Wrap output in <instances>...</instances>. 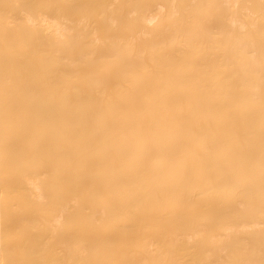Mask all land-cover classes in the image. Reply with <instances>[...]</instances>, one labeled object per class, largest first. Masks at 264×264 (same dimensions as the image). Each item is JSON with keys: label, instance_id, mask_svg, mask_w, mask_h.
Segmentation results:
<instances>
[{"label": "bare ground", "instance_id": "obj_1", "mask_svg": "<svg viewBox=\"0 0 264 264\" xmlns=\"http://www.w3.org/2000/svg\"><path fill=\"white\" fill-rule=\"evenodd\" d=\"M0 264H264V0H0Z\"/></svg>", "mask_w": 264, "mask_h": 264}]
</instances>
